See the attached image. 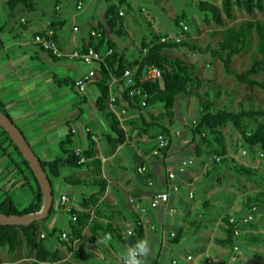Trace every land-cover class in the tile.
Masks as SVG:
<instances>
[{
  "label": "trees",
  "instance_id": "trees-1",
  "mask_svg": "<svg viewBox=\"0 0 264 264\" xmlns=\"http://www.w3.org/2000/svg\"><path fill=\"white\" fill-rule=\"evenodd\" d=\"M106 10L104 14L105 21L99 24L94 31L101 34V38L94 40L90 38L89 46H94L96 53L100 48L106 51L104 59L99 62L97 72L101 79L92 83L99 92V97L96 101V108L101 117L107 122L109 129L114 137L108 135L104 138L107 145L113 147H127V133L125 129L120 127V123L116 117L109 111L108 97L109 84L111 77L119 79L125 70L137 68L135 76V85L130 89H123L119 92V86L115 85L114 91L120 97L117 100L118 106L125 104L128 119L123 125L128 127L130 133L140 137L149 135L152 142L156 143L159 135L169 139L168 146L161 151V156L165 159L171 147L170 133L174 128L184 127L191 134V145L193 146V155L197 159L204 158L207 167L204 178L208 179L212 175L219 173L225 168L248 181H253L259 178L264 181V177L257 176V171L249 166L238 164L228 154V148L225 142V137L222 128L230 125L241 138L242 145L250 155H259L264 164V108L263 109H245L243 106L238 111H229L227 109L217 110L214 106L216 96L212 99L208 98L207 93H199L202 87H211V91H215L216 87L212 82L202 84L182 61L168 57L165 52L175 48H187L191 52L199 54H207L211 59H218L221 62L222 70L227 77H232L241 85L255 87L264 93V81L256 80L255 78L264 73V23L244 22L238 27H230L222 30L220 33L221 41L217 42L212 47H206L200 50L196 45L188 43V36L181 42L177 43L171 39L161 42L162 37L158 34L150 32L151 39L140 43L139 57L133 61H128L124 55L116 49V45L109 41L106 37L114 35L117 37L123 36L124 26L122 24V16L119 13L120 7L126 5L125 0H104ZM87 0H84L86 3ZM193 2V1H192ZM197 11L203 15L202 19L206 24L214 23L217 27L225 28V19L228 21L234 20V10L244 12L251 16L255 12L264 13V0H221L220 6L214 5L207 1H196ZM32 4L30 0H11L8 2L9 9L15 7ZM186 15L181 13L173 18L174 25L178 28L179 22H184ZM145 24L151 31V24L146 21ZM107 32V33H106ZM252 32L257 37V51L260 55L259 60H254L251 67L245 72L238 73L232 69V63L244 49L250 46V38ZM54 39V36H52ZM166 39V38H165ZM95 42V43H94ZM110 52V53H108ZM50 54V53H49ZM51 55V54H50ZM54 57V56H53ZM154 66L162 71V79L152 82H140L139 79L146 67ZM168 70V72H167ZM132 89H140L141 96L130 97L129 92ZM219 93V92H217ZM194 97L197 101L198 112L194 118V124L189 126H180L175 120L174 108L177 98ZM144 101L145 106L141 107L140 103ZM150 110H159L157 114H151ZM0 112L9 118L4 107L0 103ZM147 113V118L143 113ZM0 134L7 138L9 147L14 150L20 159V166L28 171L34 188H32L33 200L25 209L19 211L13 200L7 197L0 203V214L10 215H25L37 213L42 208V195L36 179L31 172L28 163L23 159L22 155L9 139L7 134L0 128ZM112 137V138H111ZM87 146L84 151L77 152L71 146L72 135L66 137L65 141L60 144V155L52 161L43 162L41 166L47 175L50 183L52 179H62L65 184L75 185H91L100 188L99 195L87 200H82L81 209L69 208V210L57 211L53 204L48 217L39 222H34L28 226H0V247H6L10 255H13L23 242L27 250L33 253L34 257L30 264H56L60 260V254L54 246H59L68 250L72 254V258L79 262H84L86 259L92 258L93 253L89 252L82 244L76 245L83 239V229L88 228L90 236L86 238L87 244L96 248L101 243L105 234H110L111 239L119 243L126 244L127 247L134 245L138 240L144 237V227L140 218L135 215L133 220V232L130 236L124 238L119 228L115 227L109 221H102V207L97 205L99 197L104 194L106 189V180L101 176L93 177L90 180L85 179H66L62 176L63 170L77 169L89 170L95 169L100 175L101 160L97 157V146L94 140L89 136ZM152 143V144H154ZM190 145V146H191ZM1 147V145H0ZM188 148V147H186ZM5 152V151H3ZM137 157V156H136ZM139 159V157H137ZM216 158L219 161H216ZM140 161H142L140 159ZM136 171H134V174ZM137 174V173H136ZM138 175V174H137ZM147 171L144 176H140L143 182L148 181L146 178ZM52 187V184H51ZM86 203V204H85ZM264 204V193L250 194L246 196L243 202V211H247L251 206ZM91 206L94 207L93 212H90ZM67 214L70 217L68 229L65 232H60L59 235L53 237V246L48 247L41 240H37L41 230L46 228L47 222L55 215V213ZM76 217V221H72V217ZM134 216V214L132 215ZM198 217H202L199 215ZM235 217V216H234ZM231 216L226 215L222 218L224 226L225 239L222 241V247L232 249L236 241L242 240L252 245L264 244L263 235L240 234L236 239L233 236V227L229 224ZM238 218V217H235ZM255 219V218H254ZM195 228L194 224L190 225ZM45 230V229H44ZM45 232V231H44ZM68 232V233H67ZM65 233L66 240H63L61 235ZM184 234H178L173 239V244H179L183 239Z\"/></svg>",
  "mask_w": 264,
  "mask_h": 264
},
{
  "label": "rangeland",
  "instance_id": "rangeland-1",
  "mask_svg": "<svg viewBox=\"0 0 264 264\" xmlns=\"http://www.w3.org/2000/svg\"><path fill=\"white\" fill-rule=\"evenodd\" d=\"M57 0H41V2H47L50 7H53ZM92 0L91 3L84 7L83 11L77 15L74 25L87 30L89 25L86 20L90 14L97 12L95 17L98 16L100 10L106 6L104 0ZM126 5L120 7L124 16L122 17V24L124 26L123 36L117 37L114 35H108L107 39L113 42L118 52L122 53L128 61H133L139 57V45L142 41L149 42L151 39L150 32L156 33L162 37L169 39L175 38L181 34V30L177 28L173 23V18L181 13L186 15L184 20L185 25L188 28V43L196 45L200 50L206 47H214L217 42L221 41L220 33L226 28L234 26L238 27L241 23H264V13L255 12L249 16L244 12L234 10V20L228 21L225 19V28L217 27L214 23H205L202 19L203 15H200L197 11V0H125ZM193 1V2H192ZM210 2L214 5L220 6L221 0H202ZM61 6V14L68 7H72V0H58ZM108 5V4H107ZM64 14V13H63ZM76 14L72 9L68 12V16L65 19V31L70 33L72 24V15ZM100 18V17H99ZM149 21L151 24V31L145 24ZM84 30H81L80 34L84 41L88 40V36L85 35ZM250 46L244 49L238 56H236L232 63V69L238 73L245 72L249 69L254 60H259L260 55L257 51V37L252 32L250 38ZM165 54L173 59L182 61L188 66L194 73L195 77L202 83L212 82L216 87L215 91H211V87H202L199 93H207L208 98L212 99L216 96L214 106L217 110L227 109L229 111H238L240 107L245 109H263L264 108V93L255 87L247 85H241L235 81L232 77L225 76L221 62L216 59H211L207 54H199L197 52H191L187 48H175L173 50L166 51ZM168 72V70H167ZM86 76V75H85ZM259 81H264V73L255 78ZM90 85V84H89ZM88 85V86H89ZM219 92V93H217ZM215 95V96H214ZM159 110H150L151 114H157ZM198 112L197 101L194 97L177 98L176 106L174 108L175 120L181 126H189L196 117ZM143 115L147 118V113ZM148 119V118H147ZM100 124H103L106 128V132L112 136L110 129H107L106 121L101 119ZM101 127V126H100ZM124 129L127 133V139L129 145L119 149L117 158L110 161V166H106L104 171L111 173L110 167H113L112 172H119L120 175H126L127 177L134 179V171L136 168V154L142 153L148 154L152 150L154 144L143 145L142 141L152 143L149 135H142L138 137L135 132L130 133L128 127L124 125ZM177 129V128H174ZM180 133L179 144L185 140L189 134V131L184 127L177 129ZM225 137V142L228 148V154L238 164L242 166H249L257 171V176L264 177V164L259 155H250L244 146L242 145L240 135L230 126L226 125L222 129ZM174 131V130H172ZM188 131V132H187ZM103 132V127L100 128L98 133ZM178 139V138H177ZM173 142V140H172ZM174 146V145H173ZM2 151L0 154V166L6 169L5 172L10 175L8 180H4L0 183V203L7 197L11 198L16 204L19 211L25 209L33 200L32 188H34L33 182L25 175L18 176L17 172L19 165V157L14 153V150L9 147L8 143L1 144ZM192 147L183 151L184 157H191L194 162L193 168L197 170L198 178L194 186L195 199L190 200L189 203H185L181 207H178V213H187L190 210L191 218L195 221L211 222L213 220L222 219L224 216L240 217L246 212L243 211V202L246 196L250 194L264 193V181L255 178L253 181H248L244 178L238 177L234 173L228 171L225 166L219 173H216L205 179L203 173L205 172V166L208 164L204 158L197 159L194 157ZM98 151L100 158L106 157L108 152L111 151L110 147H107L105 141L98 143ZM246 154L243 155L242 152ZM188 152L190 154H188ZM35 153V152H34ZM3 157H2V156ZM38 157V156H37ZM192 167V166H191ZM207 167V166H206ZM23 171V167H20ZM24 174V171H23ZM202 174V175H201ZM98 175L95 169H89L88 171L69 169L65 170L63 177L66 179H85L90 180ZM203 176V177H202ZM27 178V179H25ZM110 178V177H109ZM52 190L54 193V200L57 201L58 191H65L68 195V201L64 208L69 209L68 205H71L74 209H81V203L84 198L89 199L97 197L99 195L100 188L91 185H67L63 183L62 179H52ZM31 188V189H30ZM211 191L206 195V190ZM122 199V197H121ZM126 200H124L125 202ZM204 202L209 203V207L204 208L202 204ZM189 207V208H188ZM185 209L182 212V209ZM63 211V210H62ZM90 212H93V206L90 208ZM102 214H110V210L102 208ZM196 214L202 215L203 218L198 219ZM111 218L114 220L115 216L112 214ZM70 217L67 214L55 213L53 217L48 221H53L52 225L46 224V228L41 230L37 240H41L44 245L52 247L53 237L59 235L60 232H65L68 229V222ZM184 219L181 217L180 224H183ZM41 222H39L40 224ZM222 224V221H221ZM220 224L223 228V224ZM185 231L184 241L179 245H172V249L167 252L162 251L159 258L156 259L155 253L150 252L145 260V264H170L171 259L176 254V251L180 250L181 253L189 255L195 259L194 264H205V260L212 261L211 264H220L221 258L217 250L207 248L206 251L202 250L199 246L206 243V239L196 232L195 228L190 225H183ZM134 228L131 220L127 219V226L120 227V230ZM45 231V232H44ZM241 234L263 235L264 236V204L257 207V214L254 221L249 225L240 228ZM68 233V232H67ZM43 236V238L41 237ZM90 236L88 228L83 229V239L78 242L83 247L89 248L86 238ZM66 240V238H62ZM110 254L114 253L116 259H113L106 251H101L102 257L108 264H122L123 255L125 253V247L115 240L108 241ZM150 245H157V243L149 242ZM237 245L238 250L233 252V249ZM217 248L227 251L228 255L235 254L236 261L233 264H264V244L252 245L245 241L239 240L233 244L232 249L220 247ZM59 251L60 260L56 264H105L98 258H89L84 262L76 261L72 258V254L68 250L59 246L52 247ZM204 252V253H203ZM175 253V254H174ZM33 253L27 250L22 242L13 255H10L6 247H0V264H30L33 260ZM178 258V257H177ZM229 259L226 258L224 264H229ZM179 258L177 259V261ZM122 261V262H121Z\"/></svg>",
  "mask_w": 264,
  "mask_h": 264
},
{
  "label": "crops",
  "instance_id": "crops-1",
  "mask_svg": "<svg viewBox=\"0 0 264 264\" xmlns=\"http://www.w3.org/2000/svg\"><path fill=\"white\" fill-rule=\"evenodd\" d=\"M10 1L0 0V103L7 112L9 119L21 131L40 161L48 162L58 157L60 155V144L65 141L69 133L72 135L73 145L71 147L80 152L85 150L87 139L90 136L97 146V157L100 158L98 143L104 141V138L109 134L106 132L104 125L100 124L103 118L96 108L99 92L92 84L87 85L83 94H80L74 87V83L91 70L97 73L98 65H85L81 60L70 58V56L73 53H82L87 48L94 47L89 46V32L95 30L99 24H103L105 21L104 14L107 4L100 10L98 16H94L97 14L96 11L89 15L86 20L89 29L84 30L74 24L79 12L81 13L84 7L88 6L92 0H87L83 9L79 12L76 11V0H72V7L70 8L67 5L66 10L63 12L64 14L60 13L62 9L58 0L55 1L52 8L47 2L30 0L32 4L19 5L13 10L8 7V2ZM100 2L97 0V3ZM72 9L76 14L72 15L73 20L71 22L73 26L69 30L70 33H67L65 31V19L68 16V12ZM119 13H122V17L124 16L121 9ZM74 28H77V32L73 31ZM81 30H84L83 33L88 36V40L84 41L81 36L77 35L81 33ZM47 32H52L55 47L61 53L62 58L53 57L33 43L35 35ZM105 52L104 48L98 50V54L101 57L105 56ZM100 126L103 127L102 133H98ZM177 129L173 130L178 131ZM177 138L171 142L170 150L165 159L152 156V152L156 149V143L154 142H152L154 145L148 154H136L139 159H136L135 170L139 166H145L148 173L146 178H149L147 182H152L151 186L143 182L136 173L134 174V179H131L126 175H120L119 172H112V166L110 167L112 169L111 173L105 172L104 168L110 166V161L117 158L119 149L123 148V146L116 148L113 145L106 144L111 151L108 152L106 157L100 158V160L102 166L101 175L107 183L105 192L99 197V202L96 206L101 204L104 205L102 208L110 210L111 213L102 214L101 219L104 222H111L119 229L127 226V219L133 223L135 215H137L144 227L143 239L157 243L156 246L150 245L151 252L154 251L156 259L159 258L162 251L167 252L172 249V245H179L185 240L183 225L194 224L196 232L201 234L207 241L199 247L204 252L207 248L214 247L221 258L220 264H224L225 259L229 258L230 255H228L227 251L215 246L222 247V241L225 239L224 227L220 229L222 219H212L211 222L203 223L202 221L193 220L190 210L185 213L183 208L182 212L184 213H178V207L189 203L188 193L192 192L194 195L196 179H199L197 170L193 168L194 162L192 167L186 170L185 174L177 177L180 191L178 194L170 196L166 206L157 210H148L144 215L137 214V210L142 206H146L155 193L161 192L166 188L167 171L174 170L181 161H192L191 157H184L183 154V151L189 147H192L191 150L193 151V144H190L192 140L191 134L189 133L187 138L180 144L178 142L179 137ZM3 143H8L9 145L7 138L0 134V145ZM142 143H144L143 145L152 144L144 141ZM0 151L3 152L1 148ZM188 154L190 153L188 152ZM20 167H18L17 175L28 176L31 180L28 171L23 168V174ZM5 170L0 166V183L10 177ZM204 174L205 172L203 176ZM206 191V195L211 192L208 188ZM60 195H65L67 201L69 200L65 191H58L56 199ZM83 200L87 199L84 198ZM124 200L126 201L124 202ZM130 200H133L134 203H130ZM202 206L207 208L209 203L204 202ZM68 208L73 207L68 205ZM170 209H174L175 213L170 214ZM112 214L115 216L114 220L111 218ZM133 214L134 216H132ZM195 216L198 219L203 218L198 217L199 214L196 213ZM181 217L184 219L183 224H180ZM52 224L53 221L48 222L49 226ZM130 230H133V228L120 231L122 236L126 238L127 232ZM170 232L176 235L179 233L184 234L179 244H173V240L166 238V235ZM101 239L103 240V238ZM120 244L125 247V250L128 248L126 244ZM85 249L93 253L92 258H98L105 264L108 263L102 257L101 251H106L113 259H116L114 253L110 254L109 252L111 249L108 241L106 243L101 241L96 248L89 246V248L85 247ZM188 256L178 250L171 259L170 264H173V262L175 264H194L195 259L186 260ZM177 257L179 258L178 261ZM207 261L208 259L205 260V264H207Z\"/></svg>",
  "mask_w": 264,
  "mask_h": 264
},
{
  "label": "built area",
  "instance_id": "built-area-1",
  "mask_svg": "<svg viewBox=\"0 0 264 264\" xmlns=\"http://www.w3.org/2000/svg\"><path fill=\"white\" fill-rule=\"evenodd\" d=\"M84 6V0H76V11H81ZM122 16V13H120ZM24 22V20H22ZM178 28L181 30V34L175 38H172L171 40L174 42H181L184 40L188 34V28L185 25L184 22H179ZM74 32H77V28L73 29ZM89 36L93 38L94 40H98L101 38V34L99 32H96L94 30H91L89 32ZM168 39L164 38L161 39V42H165ZM33 43L37 46H39L42 50L50 53L52 56L56 58H62V55L60 52L57 51L55 47V43L52 38V32H47L44 34H37L33 37ZM110 53V52H108ZM70 58L79 59L81 60L85 65H94L98 64L99 62H102L104 57H101L98 53L94 51L93 48H87L82 53H73ZM137 74V68L131 69V70H125L122 74V76L117 79L114 77H111L108 81L109 84V97H108V108L109 111L116 117L118 122L120 123V127L124 129V122L129 118L127 115V111L125 108V104L118 106L117 100L120 97L117 93L114 91L115 85L119 86V92H121L123 89H130L133 88L135 85V76ZM101 79V76L99 73L95 72L94 70H91L86 76L82 77L81 79L77 80L74 83L75 89L80 93L83 94L86 90L87 85L92 84L98 80ZM162 79V71L154 66H149L144 69L142 72V75L139 79L140 82H152ZM130 97L135 96H141V90L140 89H132L129 92ZM140 106H145V102L142 101L140 103ZM195 122L193 121L192 124ZM180 133L179 131H171L170 133V140H174L177 137H179ZM169 143V139L165 138L164 136L159 135L157 137L156 141V149L152 152V156L163 159L161 156V151L164 150ZM79 152V150H77ZM243 155L246 154L245 151L242 152ZM216 161L218 162L219 159L216 158ZM193 165V161H181L177 167L174 170H170L166 172V188L158 193H155L151 199H149L148 204L146 206H142L137 210V214L144 215L148 210H157L159 208H162L168 204L169 198L173 194H178L180 191L179 185L177 184V177L179 175H183L186 173V170ZM146 167L145 166H139L136 169V173L140 176H144L146 173ZM148 186L152 185V182H147ZM167 197V199H163V197ZM188 199L193 200L194 195L192 192L188 193ZM67 203V198L65 195H60L57 201L54 202V207L57 211L59 210H69L64 208ZM130 203H134L133 200H130ZM170 214H174V209L169 210ZM257 214V208L256 206H251L244 215L235 218L232 216L229 219V224L233 227V236L235 239L241 234L240 228L249 225L252 221H254V218ZM72 221H76V217H72ZM153 229V227H152ZM133 230H130L127 232V237L132 234ZM43 238V236H41ZM62 238H66L65 233L61 235ZM176 237V234L173 232H170L166 235V238L168 240H173ZM238 250L237 245H235L233 252H236ZM229 264H233L234 261H236L235 254L229 256ZM186 260L190 261L191 257L188 256ZM210 260L207 261V264H210ZM123 264V262H122ZM175 264V262H173Z\"/></svg>",
  "mask_w": 264,
  "mask_h": 264
},
{
  "label": "water",
  "instance_id": "water-1",
  "mask_svg": "<svg viewBox=\"0 0 264 264\" xmlns=\"http://www.w3.org/2000/svg\"><path fill=\"white\" fill-rule=\"evenodd\" d=\"M0 128L4 130L22 155L23 159L28 163L42 195V208L39 212L10 216L0 214V226H28L34 222H41L48 217L53 204L51 183L41 166V161L31 149L21 131L1 112Z\"/></svg>",
  "mask_w": 264,
  "mask_h": 264
},
{
  "label": "clouds",
  "instance_id": "clouds-1",
  "mask_svg": "<svg viewBox=\"0 0 264 264\" xmlns=\"http://www.w3.org/2000/svg\"><path fill=\"white\" fill-rule=\"evenodd\" d=\"M167 199V197H163ZM111 239L110 234H105L102 242H107ZM151 248L147 239H140L134 245L129 246L122 259L123 264H145L147 256L150 254Z\"/></svg>",
  "mask_w": 264,
  "mask_h": 264
}]
</instances>
